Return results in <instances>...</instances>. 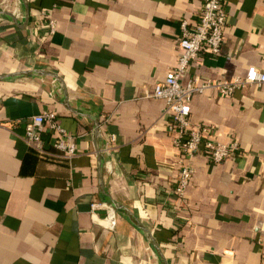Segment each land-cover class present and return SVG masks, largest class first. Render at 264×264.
Returning <instances> with one entry per match:
<instances>
[{"label":"crops","instance_id":"1","mask_svg":"<svg viewBox=\"0 0 264 264\" xmlns=\"http://www.w3.org/2000/svg\"><path fill=\"white\" fill-rule=\"evenodd\" d=\"M220 51L190 77L264 70V0H225ZM202 0H0V264H264V85L193 95V123L240 152L190 163L175 193L178 151L156 83L178 63L180 21ZM55 22L54 32L47 23ZM16 20L18 23H16ZM52 110L43 153L25 140L30 115ZM117 213L104 225L107 208Z\"/></svg>","mask_w":264,"mask_h":264},{"label":"built area","instance_id":"2","mask_svg":"<svg viewBox=\"0 0 264 264\" xmlns=\"http://www.w3.org/2000/svg\"><path fill=\"white\" fill-rule=\"evenodd\" d=\"M225 0H202L198 17L194 20L183 18L180 21L181 35L178 44L181 53L178 63L170 68L164 79L156 83L153 95L166 101L167 130L173 138L178 151L180 173L175 185V193L179 197L185 195L193 173L190 160L200 151L214 163L223 161L229 156L240 152L237 141L228 142L213 138L211 133L214 125L193 123L191 119V100L194 94L215 86L223 94L231 95L236 89L248 84L264 85V70L250 66L243 77L235 79H203L190 77L183 83L188 66L202 57L204 50L216 54L220 51L224 39V28L228 12ZM50 32H54L55 22L47 23ZM48 129L53 132L54 147L63 157L76 154L75 144L66 129L57 120L54 111L48 110L30 115L25 123V140L43 153L50 154L43 146V132ZM105 205L107 214L104 225L113 229L117 223V213L112 206L102 201H92L91 209Z\"/></svg>","mask_w":264,"mask_h":264},{"label":"water","instance_id":"3","mask_svg":"<svg viewBox=\"0 0 264 264\" xmlns=\"http://www.w3.org/2000/svg\"><path fill=\"white\" fill-rule=\"evenodd\" d=\"M1 12H2V13H7L8 15H10V16H11V14H10V13H8V12H5V10H3V9H0V13H1ZM16 23H18V22H17V20H16Z\"/></svg>","mask_w":264,"mask_h":264},{"label":"trees","instance_id":"4","mask_svg":"<svg viewBox=\"0 0 264 264\" xmlns=\"http://www.w3.org/2000/svg\"><path fill=\"white\" fill-rule=\"evenodd\" d=\"M45 148V147H44Z\"/></svg>","mask_w":264,"mask_h":264}]
</instances>
